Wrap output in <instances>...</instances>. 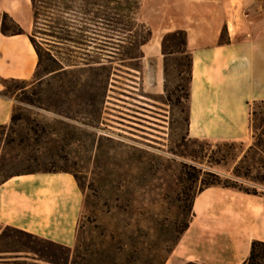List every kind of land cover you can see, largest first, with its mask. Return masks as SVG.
<instances>
[{
	"label": "rangeland",
	"instance_id": "1",
	"mask_svg": "<svg viewBox=\"0 0 264 264\" xmlns=\"http://www.w3.org/2000/svg\"><path fill=\"white\" fill-rule=\"evenodd\" d=\"M22 1L0 0V21L1 8L13 10ZM26 2L31 8V0ZM6 22L12 24L10 18ZM42 28L36 37L45 50L50 37ZM162 40L161 64L149 57L140 70L123 61L128 43L120 42L110 48L112 70H66L61 82L41 69L42 81L4 82L16 119L0 127V180L29 168L69 170L84 200L72 251L0 224V264H172L170 250L192 219L184 187L193 170L184 163L226 176L233 162L210 165L208 158L199 163L183 155L186 144L197 147L185 120L187 74L175 62L185 56L170 55L166 70ZM70 46L81 60L86 51L72 41ZM104 47L87 46L91 54L107 57Z\"/></svg>",
	"mask_w": 264,
	"mask_h": 264
},
{
	"label": "crops",
	"instance_id": "2",
	"mask_svg": "<svg viewBox=\"0 0 264 264\" xmlns=\"http://www.w3.org/2000/svg\"><path fill=\"white\" fill-rule=\"evenodd\" d=\"M26 1L1 8L25 33L4 34L0 21V125L11 122L15 107L3 94L4 82H32L37 71ZM138 18L152 30L143 59L156 57L160 64L162 37L187 31L193 54L188 135L251 144L249 104L264 99V0H141ZM83 200L70 172L13 175L0 183V224L74 246ZM254 239L264 241V194L209 186L196 195L190 225L168 263L243 264Z\"/></svg>",
	"mask_w": 264,
	"mask_h": 264
},
{
	"label": "trees",
	"instance_id": "3",
	"mask_svg": "<svg viewBox=\"0 0 264 264\" xmlns=\"http://www.w3.org/2000/svg\"><path fill=\"white\" fill-rule=\"evenodd\" d=\"M33 11V27L34 32L28 34L36 53L38 55V65L35 79L40 80V70H50L48 74L52 78H58L63 82L67 76L66 70H112L110 57L115 54V46L120 42H127L124 52L123 61L129 63V67L140 70L142 59L144 58L143 46L148 43L152 37L150 26L142 22L138 18L141 8V0H31ZM10 18L12 24H8L6 19ZM40 24H42L41 27ZM43 27V28H42ZM42 28L43 33L47 34L49 45L45 50L42 49L40 42L37 40L36 32ZM1 31L7 35L25 33L22 26L17 23L7 12L2 13ZM99 40V42L97 41ZM79 44L83 52L81 60H76L74 51L70 46V42ZM118 41V42H117ZM221 41H225L222 36ZM100 44L105 46L102 49H109L107 57L105 54L99 53V56L91 54L89 48L91 44ZM112 48V49H110ZM162 51L166 59L176 52L182 53L185 58H175L176 69L181 74H187V82L184 87L185 94L183 98L186 100V122L189 126L190 111V86L193 71V54L188 48L187 31L184 29H176L167 32L163 36ZM11 82H21L27 85V81L7 80ZM42 81V79L40 80ZM63 84L61 85V87ZM60 90L56 93H61ZM179 87V86H178ZM65 93V91H63ZM9 96L8 93H3ZM95 101V98H92ZM178 102H182V97H177ZM80 100H83L81 98ZM16 116L13 112V122ZM6 125H0V127ZM249 126L252 135V143L242 152H236L238 146H243V142L238 141H219L213 143L209 139L192 138L191 141L195 146L186 144V152L183 155L191 160L199 163L208 158L210 165L228 164L232 161L230 174L223 176L219 172L211 169L198 167L194 164L184 163L185 168L192 169L188 172L184 189L189 191V199L191 202V212L193 215V203L196 195L209 186L219 185L228 188H234L250 194H264L259 190L256 184H264V99L255 100L249 104ZM215 146L216 149L212 147ZM69 170H56L51 168H29L22 172L8 175L0 180V183L9 179L13 175L27 174L36 172H58ZM72 173V172H71ZM251 182L254 186L246 185ZM199 187L196 189V186ZM81 215L77 227V238L79 239ZM190 221L179 230V237L186 231L190 225ZM13 230H17L36 239L47 241L54 246L72 251V247L50 240L28 231L6 226ZM178 242V241H177ZM176 242V243H177ZM79 248V244L77 249ZM173 249V248H172ZM170 250V253L172 252ZM72 264H75L73 262ZM185 264H201L198 262H185ZM243 264H264V241L254 239L251 243V250L248 258Z\"/></svg>",
	"mask_w": 264,
	"mask_h": 264
},
{
	"label": "bare ground",
	"instance_id": "4",
	"mask_svg": "<svg viewBox=\"0 0 264 264\" xmlns=\"http://www.w3.org/2000/svg\"><path fill=\"white\" fill-rule=\"evenodd\" d=\"M154 39L158 38V31L156 30L155 36L153 37Z\"/></svg>",
	"mask_w": 264,
	"mask_h": 264
}]
</instances>
